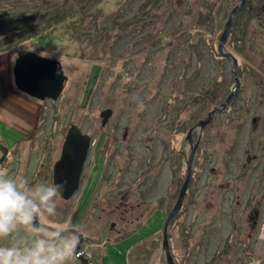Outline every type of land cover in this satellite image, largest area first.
<instances>
[{
	"label": "rangeland",
	"instance_id": "rangeland-1",
	"mask_svg": "<svg viewBox=\"0 0 264 264\" xmlns=\"http://www.w3.org/2000/svg\"><path fill=\"white\" fill-rule=\"evenodd\" d=\"M239 1L100 0L90 10L77 0H0L1 90L15 94L19 55L58 61L66 82L54 102L55 142L72 124L92 139L81 191L60 203V226L77 217L84 235L119 240L102 247L99 264H165L162 229L185 179L186 134L234 88L217 45ZM225 49L237 60L240 86L202 130L169 228L176 264H264L238 256L264 243V4L246 0ZM20 98L29 109L39 103Z\"/></svg>",
	"mask_w": 264,
	"mask_h": 264
},
{
	"label": "flooded vegetation",
	"instance_id": "flooded-vegetation-1",
	"mask_svg": "<svg viewBox=\"0 0 264 264\" xmlns=\"http://www.w3.org/2000/svg\"><path fill=\"white\" fill-rule=\"evenodd\" d=\"M12 78L15 86L14 75ZM14 89L16 90L14 91L15 94L11 95L12 98H10L0 88V168H7L10 173L18 176H25L29 178L32 183L44 182L55 184L54 168L61 158L62 147L67 131L70 126L74 124L70 125L67 129L63 143H56L55 138L56 136L59 137L60 132V119L58 115L59 111L57 112L58 114L56 113L58 106L55 105L54 102L59 98L55 101L50 99L41 101L23 93L18 90L16 86ZM20 95L38 101L39 103L30 106L31 109L24 107L15 100H21ZM48 104H51L50 107ZM91 146L92 139L90 141L88 153L90 152ZM83 173L84 167L80 176L78 190L69 200H64L61 196L56 198L57 209L55 215L37 218L38 225L42 226L41 231L46 235L54 236L55 232L49 230H55L61 227L60 203H67L76 196V194L79 195L83 185ZM91 196L92 190L89 195L87 206L91 200ZM76 219L77 217L71 219L72 230H75L81 237L79 238V249L77 252L79 254L77 255L76 264H99L100 258L104 257L103 251H101L102 247H112L120 243V241L117 240L113 243H104L103 237H101V242H99L98 237L90 238L84 235V233L79 230V227H76ZM32 239L33 236L21 228L10 237L1 239L0 245L9 246L12 243H23L25 240L31 243ZM247 246L250 248V252H247L245 248L241 249V251L238 252L240 260L252 259L253 247L251 248L249 244ZM94 256H96L95 260L93 259Z\"/></svg>",
	"mask_w": 264,
	"mask_h": 264
},
{
	"label": "water",
	"instance_id": "water-1",
	"mask_svg": "<svg viewBox=\"0 0 264 264\" xmlns=\"http://www.w3.org/2000/svg\"><path fill=\"white\" fill-rule=\"evenodd\" d=\"M245 2L246 0H240L231 10L228 20L223 28V32L218 39L217 45V53L219 56L230 61V71L233 74L234 88L222 105L215 107L212 112L208 113L205 120L199 121L196 126L191 128L186 134V142L188 143L190 149L186 162L185 179L179 190L176 203L165 219L162 229L161 248L163 261L165 264H176L170 251L168 239L169 228L170 223L182 208V204L191 181L192 169L194 166L198 145L200 143L202 130L209 124L215 111L223 110L230 103L240 86L236 71L237 60L234 55L226 51L225 43L233 18L238 10L243 7ZM13 75L14 83L18 90L41 101L45 99H50L53 101L57 100L60 97L64 88V83L66 82V77L58 61L47 57H41L31 52L18 56L14 64ZM111 114L112 110L110 109L104 110L100 113V117L102 118L101 126H105L107 124ZM193 132L197 133L195 142L192 140ZM90 141V136L82 133L77 125L70 126L67 131L62 147L61 158L56 163L54 168L55 184H64V191L61 195L62 199L64 200H69L78 190L80 176L83 171L84 163L86 161L90 147ZM72 231L76 232L75 230ZM54 235H56V233ZM78 235L79 238H81L80 234ZM78 249L79 247L77 248V252ZM77 252L76 255L79 254Z\"/></svg>",
	"mask_w": 264,
	"mask_h": 264
},
{
	"label": "clouds",
	"instance_id": "clouds-1",
	"mask_svg": "<svg viewBox=\"0 0 264 264\" xmlns=\"http://www.w3.org/2000/svg\"><path fill=\"white\" fill-rule=\"evenodd\" d=\"M64 184L32 183L25 176L0 168V239L23 228L33 236L31 243L0 246V264H76L79 235L71 221L46 235L37 224L38 217L55 215L56 198Z\"/></svg>",
	"mask_w": 264,
	"mask_h": 264
},
{
	"label": "crops",
	"instance_id": "crops-1",
	"mask_svg": "<svg viewBox=\"0 0 264 264\" xmlns=\"http://www.w3.org/2000/svg\"><path fill=\"white\" fill-rule=\"evenodd\" d=\"M252 257L255 258V260L261 261L262 263L264 262V243L262 244L261 241L257 240L255 244L253 245L252 248Z\"/></svg>",
	"mask_w": 264,
	"mask_h": 264
},
{
	"label": "trees",
	"instance_id": "trees-1",
	"mask_svg": "<svg viewBox=\"0 0 264 264\" xmlns=\"http://www.w3.org/2000/svg\"><path fill=\"white\" fill-rule=\"evenodd\" d=\"M77 1H79V2H85V3H87L89 6H90V10H92L93 9V7L95 6V5H97V3H99L100 2V0H77ZM102 1V0H101ZM258 2H260V3H262V4H264V0H257ZM49 5H51V3L49 4ZM20 14H23V13H18V12H14L13 13V15H16V17H18ZM71 15H73V14H71ZM234 19V18H233ZM59 21H61V19L60 20H58L57 22H59ZM56 22V23H57ZM232 23H233V21H232ZM55 24V23H54ZM232 25V24H231ZM192 48H194L193 46H191ZM209 54L210 55H212V58H214L215 59V56H214V53H213V50H211V49H209ZM218 54V53H217ZM219 55V54H218ZM217 55V56H218Z\"/></svg>",
	"mask_w": 264,
	"mask_h": 264
}]
</instances>
